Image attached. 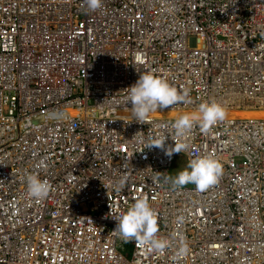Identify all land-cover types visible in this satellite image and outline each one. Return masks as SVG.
<instances>
[{"label": "built area", "instance_id": "1", "mask_svg": "<svg viewBox=\"0 0 264 264\" xmlns=\"http://www.w3.org/2000/svg\"><path fill=\"white\" fill-rule=\"evenodd\" d=\"M148 71L189 92L163 110L264 109V0H103L95 12L84 0H0V264H264V116H227L207 134L197 125L168 157L146 144L179 143L170 125L181 114L158 109L139 124L107 110H131L128 88ZM66 106L78 111L37 117ZM180 154L217 158L218 183H153ZM28 174L51 185L47 198L28 195ZM139 196L187 256L173 259L175 240L150 253L112 232Z\"/></svg>", "mask_w": 264, "mask_h": 264}, {"label": "clouds", "instance_id": "2", "mask_svg": "<svg viewBox=\"0 0 264 264\" xmlns=\"http://www.w3.org/2000/svg\"><path fill=\"white\" fill-rule=\"evenodd\" d=\"M103 0H84L87 10L95 12L102 7ZM127 103L130 102L131 112L134 120L139 124H145L149 115L155 111L173 107L177 104L191 103L187 89L178 90L166 78L157 76L148 71L141 73L134 85L128 88ZM228 116L227 109L215 102H202L196 112L179 115L170 128L173 130L175 139L174 146H165L169 136H162L146 144L148 149L159 148L165 155L171 157L174 153L186 151V141L195 126H199L202 133H209L214 125L224 121ZM182 155L185 159L184 154ZM187 161V167L180 170L174 177L162 176L159 172L152 177L153 183L163 180L170 183L173 189H182L188 184L195 185V190L205 192L216 185L223 174V164L211 154L202 155ZM172 164V163H171ZM171 166V165H170ZM170 169V168H169ZM25 183L28 195L36 200H43L48 197L51 185L41 180L35 174L26 175ZM130 182V176L122 175L112 185L116 193L122 192ZM118 221L116 228L112 231L125 243L135 242L147 246L148 251L162 253L172 246V240L176 241V255L174 260L188 255L190 248L186 239L178 233H173L171 239L161 238L158 235V215L150 205L146 196L135 198L134 203L126 212L115 218ZM185 222L183 215L177 216L175 223L182 225Z\"/></svg>", "mask_w": 264, "mask_h": 264}, {"label": "bare ground", "instance_id": "3", "mask_svg": "<svg viewBox=\"0 0 264 264\" xmlns=\"http://www.w3.org/2000/svg\"><path fill=\"white\" fill-rule=\"evenodd\" d=\"M227 109V112H228V116H235V115H248V114H253L255 116H264V109H261V108H257V109H248L246 107H239L238 109L236 108H226ZM91 110L94 112V113H101L103 112L102 108L101 107H92ZM108 113L110 114H118V115H124L123 113H127V114H130L132 113L130 109H122V108H108ZM78 111V108L75 107V106H66L65 108L63 109H55V110H52L50 112L48 111H44L40 114L37 115L38 118H45L47 116H57V115H60L62 113H67V114H71V113H74V112H77ZM158 112H162V114H165V115H172L174 113H179V114H184V113H193V112H196V110H179V111H171V110H163V111H158ZM20 220V219H19ZM17 226L20 225L22 227L23 223L22 221H19L18 223H16ZM33 223H28L29 226H31ZM68 232V231H67ZM22 234H24V231L22 230L21 231ZM82 261H80L79 263H76L75 261L72 263V264H81ZM6 264H10L9 262H7Z\"/></svg>", "mask_w": 264, "mask_h": 264}, {"label": "rangeland", "instance_id": "4", "mask_svg": "<svg viewBox=\"0 0 264 264\" xmlns=\"http://www.w3.org/2000/svg\"><path fill=\"white\" fill-rule=\"evenodd\" d=\"M187 161L182 155H176L170 166L169 173L174 177L180 170L187 167Z\"/></svg>", "mask_w": 264, "mask_h": 264}]
</instances>
